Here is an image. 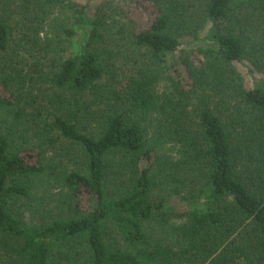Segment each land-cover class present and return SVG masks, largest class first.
Returning a JSON list of instances; mask_svg holds the SVG:
<instances>
[{"label":"trees","instance_id":"1","mask_svg":"<svg viewBox=\"0 0 264 264\" xmlns=\"http://www.w3.org/2000/svg\"><path fill=\"white\" fill-rule=\"evenodd\" d=\"M0 264H264V0H0Z\"/></svg>","mask_w":264,"mask_h":264},{"label":"rangeland","instance_id":"2","mask_svg":"<svg viewBox=\"0 0 264 264\" xmlns=\"http://www.w3.org/2000/svg\"><path fill=\"white\" fill-rule=\"evenodd\" d=\"M47 25L44 26V31L47 32L48 37H55V38H63L61 34V27L67 26L69 27L70 21L65 18L61 9H53L52 14L49 15L47 20ZM9 24H10V17H9ZM12 25V23H11ZM12 34L14 37H17L15 33V28L12 30ZM42 35V34H41ZM51 110V109H49ZM63 145L60 144V147ZM56 142H51V146L47 145V149L45 151V161L46 158L52 157V150L55 149ZM166 151V145H165ZM70 167H72L70 165ZM59 171L60 169L55 168L56 175L53 176L47 173H44L42 176L38 178H33L31 181L34 182V187L31 189V197L32 199L29 204L33 206L35 209L41 210L42 218L48 219L51 217H58L62 210L61 203L65 199V189L62 188L61 181L59 179ZM28 211L23 214L25 220L27 221L28 218H36L28 215Z\"/></svg>","mask_w":264,"mask_h":264}]
</instances>
